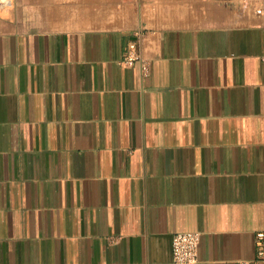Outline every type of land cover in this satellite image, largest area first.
Wrapping results in <instances>:
<instances>
[{
	"label": "crops",
	"instance_id": "crops-1",
	"mask_svg": "<svg viewBox=\"0 0 264 264\" xmlns=\"http://www.w3.org/2000/svg\"><path fill=\"white\" fill-rule=\"evenodd\" d=\"M205 2L0 0V264H177L186 230L255 264L264 16Z\"/></svg>",
	"mask_w": 264,
	"mask_h": 264
},
{
	"label": "built area",
	"instance_id": "built-area-1",
	"mask_svg": "<svg viewBox=\"0 0 264 264\" xmlns=\"http://www.w3.org/2000/svg\"><path fill=\"white\" fill-rule=\"evenodd\" d=\"M120 63L124 66H132L138 63L143 75L149 72V65L139 53L136 45L130 42L122 56ZM200 235L197 231L186 230L173 233L171 237V259L177 264H192L197 260V244ZM254 263L264 264V230L257 231L254 235ZM242 264H248L243 262Z\"/></svg>",
	"mask_w": 264,
	"mask_h": 264
},
{
	"label": "rangeland",
	"instance_id": "rangeland-1",
	"mask_svg": "<svg viewBox=\"0 0 264 264\" xmlns=\"http://www.w3.org/2000/svg\"><path fill=\"white\" fill-rule=\"evenodd\" d=\"M214 2L204 3V6L208 7V11L206 9L200 10L202 13H213V5L216 4L217 8H220L223 5L224 8L228 9L230 12V16L238 17V16H245L246 18L249 17H263L264 16V0H213ZM107 11H102V13ZM134 14L138 13L137 10L131 11ZM219 13L218 11H215ZM78 10L72 9L70 10L71 15L78 14ZM244 13V14H243Z\"/></svg>",
	"mask_w": 264,
	"mask_h": 264
}]
</instances>
